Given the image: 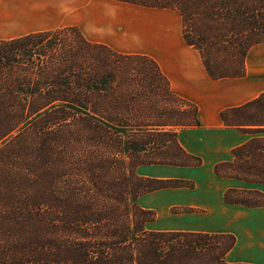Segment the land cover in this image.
<instances>
[{
  "label": "trees",
  "instance_id": "obj_1",
  "mask_svg": "<svg viewBox=\"0 0 264 264\" xmlns=\"http://www.w3.org/2000/svg\"><path fill=\"white\" fill-rule=\"evenodd\" d=\"M117 1L179 13L183 39L212 80L243 78L248 53L264 44V0ZM138 90L178 105L147 126L155 134L150 145L172 142L174 149L131 162L146 144L125 136ZM221 118L226 126L264 133L258 130L264 96ZM195 126L196 106L173 93L148 56L92 43L68 27L0 41V264H229L234 236L149 231L156 214L138 202L188 185L137 170L200 166L177 138ZM215 174L264 184V138L236 148ZM225 202L264 207V195L230 190Z\"/></svg>",
  "mask_w": 264,
  "mask_h": 264
},
{
  "label": "crops",
  "instance_id": "obj_2",
  "mask_svg": "<svg viewBox=\"0 0 264 264\" xmlns=\"http://www.w3.org/2000/svg\"><path fill=\"white\" fill-rule=\"evenodd\" d=\"M22 1L18 0L14 8L15 0H0V27L21 26L23 30L14 38L3 40L62 28L44 29L42 28L45 25L44 21L27 16L54 15L56 0H26L25 4ZM99 3L91 6L92 13L86 8L84 13L113 15L111 7H106V10L103 9L105 7L103 1ZM3 14L8 16L4 18ZM144 22L146 24L141 26L147 29L146 38L150 43L148 45L154 52L158 51L171 57L172 61L163 70L153 57L145 56L158 63L163 74L170 81L173 93L197 108L200 126L181 129L177 138L187 153L201 160V165L198 167L143 166L138 168V175L144 178L184 181L188 184L183 188H168L148 193L146 195L154 194L148 199V203L162 212L169 207H176L190 213L188 215L197 220L195 228H198L199 224L202 226L199 223L200 216L206 222L211 220L212 216H218L219 212L226 213L223 214L222 224L220 220L218 221L223 229L220 232L199 230V228L156 232L229 234L236 239L234 248L227 256L229 264H264V207L247 208L240 205H229L225 202V194L230 190L258 191L264 195V184L220 179L215 174L217 165L233 161V151L236 148L245 145L255 137L264 138V133L257 135L240 128L226 126L221 118L223 112L240 108L264 96V44L255 46L248 53L246 75L243 78L212 80L196 50L185 43L189 50L196 53L194 59H189L188 52H181L180 46L175 45L173 40L161 33L159 23L154 27L155 24L151 23L154 20H144ZM153 30L164 35V40H166L164 45H151L149 39ZM153 42L159 44V39L154 38ZM259 129L263 130L264 127H258ZM212 180L220 185L209 183ZM153 212L156 214L155 211Z\"/></svg>",
  "mask_w": 264,
  "mask_h": 264
},
{
  "label": "rangeland",
  "instance_id": "obj_3",
  "mask_svg": "<svg viewBox=\"0 0 264 264\" xmlns=\"http://www.w3.org/2000/svg\"><path fill=\"white\" fill-rule=\"evenodd\" d=\"M17 1L15 0L16 8ZM103 1V5L106 7H111L115 10L114 15H91L89 13L85 14L84 9L90 10V13L93 12L91 6L94 4H100L99 2ZM24 4L26 0L22 1ZM55 13L54 15H27L31 19H39L44 21L45 25L42 27L44 29L57 28V27H68V28H77L83 35L92 43L106 44L112 49L119 51H124L128 53H139L153 57L163 68L166 69L167 65L172 61L171 57L161 53L154 52L152 47L148 44L146 36L148 35L147 29L142 27L144 20H154L151 22L154 27L159 23V30L161 33L166 34L171 40L174 41L175 45L180 46L181 52H188V58L194 59L196 53L193 50H189L183 40V25L182 19L179 13L170 11V10H159V9H150L145 7L133 6L128 3H121L117 0H56L55 3ZM20 7V5H19ZM8 15H4L6 18ZM13 16V15H11ZM16 16V15H15ZM21 26H12V27H0V41H9L3 39L14 38L16 35H19L23 30ZM101 29L102 35L92 34L91 30ZM147 32V33H146ZM156 31H152L151 45L153 46H162L165 44L164 35ZM26 36V35H25ZM20 38V37H19ZM154 38L159 39V44H154ZM17 39V38H15ZM13 40V39H11ZM134 96L139 102L136 103L132 114L130 112L129 122L125 124V136L126 140L139 143H146L142 154H133L130 158L131 162L141 161V157L146 154L150 157V154L160 151L159 149H164L165 152L172 153L174 145L172 142L170 144H159L158 146L150 145V142L154 140V135L152 133L153 128H148L147 126L157 125L162 120H164L166 111L169 109L175 110L178 105H173L163 99L154 98L147 99L149 95L142 90L134 92ZM132 102V98H130ZM182 105V104H181ZM183 106V105H182ZM155 107V108H154ZM156 109V110H152ZM134 116V117H133ZM135 117H138L137 119ZM168 117V116H166ZM160 137H158L159 139ZM153 155V154H152ZM128 156V155H127ZM209 183H213L217 186L220 184L214 180ZM152 195L144 196L139 204L145 208L150 209L156 212L157 218L156 221L150 223L146 226L149 231H170V230H207L211 232H220L222 231V226L219 224V220L222 224L223 214L219 212L218 216H212L211 220L206 222L202 216H200V222L198 228H195L197 220L193 219L192 216L177 209L176 207H169L165 212L159 211L156 208H153L148 203V199L153 197ZM226 214V213H225ZM224 214V215H225Z\"/></svg>",
  "mask_w": 264,
  "mask_h": 264
},
{
  "label": "clouds",
  "instance_id": "obj_4",
  "mask_svg": "<svg viewBox=\"0 0 264 264\" xmlns=\"http://www.w3.org/2000/svg\"><path fill=\"white\" fill-rule=\"evenodd\" d=\"M115 14V10H113V15ZM92 34H99L102 35V30L101 29H93L91 30Z\"/></svg>",
  "mask_w": 264,
  "mask_h": 264
}]
</instances>
